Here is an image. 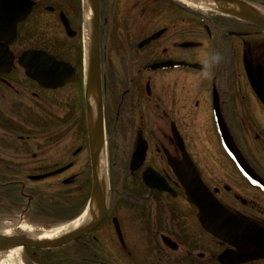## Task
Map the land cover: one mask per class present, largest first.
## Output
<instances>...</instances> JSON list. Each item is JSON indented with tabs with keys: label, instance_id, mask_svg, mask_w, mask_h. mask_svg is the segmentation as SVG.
I'll return each mask as SVG.
<instances>
[{
	"label": "flooded vegetation",
	"instance_id": "obj_1",
	"mask_svg": "<svg viewBox=\"0 0 264 264\" xmlns=\"http://www.w3.org/2000/svg\"><path fill=\"white\" fill-rule=\"evenodd\" d=\"M237 1L264 15V0ZM88 3L87 47L85 0H0V235L19 220L50 228L87 209V224L100 217L92 194L102 159L100 219L63 245L21 247L24 264H264L241 260L205 228L169 162L190 157L218 199L264 223V188L238 167L220 129L264 181V29L229 1L209 13L180 0H99L95 29ZM92 46L99 90L89 81ZM30 51L65 63L55 83L27 74ZM45 61L32 70H47ZM36 182L74 186L72 209L30 216Z\"/></svg>",
	"mask_w": 264,
	"mask_h": 264
},
{
	"label": "water",
	"instance_id": "obj_2",
	"mask_svg": "<svg viewBox=\"0 0 264 264\" xmlns=\"http://www.w3.org/2000/svg\"><path fill=\"white\" fill-rule=\"evenodd\" d=\"M92 7L95 13L94 25L97 29V14H98V3L99 0H90ZM221 1L223 4L226 1H229L234 7L230 11H233L235 14L258 24L264 29V17L255 15L251 10H256L254 7L249 5H244L243 2L237 0H216ZM246 6L251 9H246ZM93 47V46H92ZM90 48L89 55V81L95 85L96 89L99 90L101 87L100 84V69H99V56L97 55V50L95 46ZM30 65V69L27 74L40 82L48 81L49 83H55L57 81L52 77V74L57 72L61 66L65 63L57 61L51 55H48L42 51H30L25 54ZM40 60H46L45 63L48 65L47 70L45 71H34L32 70L35 65H39ZM60 70V69H59ZM46 75V76H45ZM250 80L255 86V82L251 78L249 73ZM92 85V86H93ZM101 97L97 99L99 103ZM102 121L101 116L96 121V127H94L91 137L97 138L98 135L97 128L101 127ZM221 137L223 139V144L227 152L231 155L234 161L237 163L238 167L248 177L252 182L257 183L258 185L264 188V181L256 176L244 163V160L238 153L235 145L233 144L231 138L226 135L222 128ZM173 166V170L176 172L177 176L184 181L181 182L182 192L187 199V201L194 207L197 212L198 217L202 221L205 228L215 235L218 238L226 240L237 247L238 254L242 258L241 260H250L256 258H264V223L258 221L254 218L248 217L235 211L234 209L226 206L220 199H218L210 187L204 182L201 174L199 173L197 167L194 165L193 160L188 157L186 159V165L175 164L171 159L169 160ZM192 163V165H191ZM192 168L193 172L191 174H185V168ZM94 183H93V202H97L99 205L100 217L104 211L105 204V193H106V184L105 181H101L98 173V163L94 164ZM191 175V180H186L185 176ZM94 220L90 223L72 231L67 234H64L55 240L44 242L39 240H34L29 236L18 235L11 236H1L0 235V250L2 249H11L16 247L23 246H33V247H57L63 245L74 238L84 234L85 232L90 231V229L97 223V219H100L99 215H94Z\"/></svg>",
	"mask_w": 264,
	"mask_h": 264
},
{
	"label": "bare ground",
	"instance_id": "obj_3",
	"mask_svg": "<svg viewBox=\"0 0 264 264\" xmlns=\"http://www.w3.org/2000/svg\"><path fill=\"white\" fill-rule=\"evenodd\" d=\"M190 5H195L201 8L207 9H222L223 5L221 1L216 0H182ZM229 7H234L232 4H229ZM246 9H251L246 6ZM252 13L258 16L264 17V15L259 10H251ZM92 19V12L89 7L88 0H85V23H86V32H85V42L88 47L89 44V33H90V22ZM105 164L101 159L98 166L99 178L101 181H104L105 174ZM91 216L89 214V209H87L80 217L75 220L57 224L50 228H41L34 225V223L29 222L28 220H19L18 222H8L5 226L4 235L11 236L15 233H21L22 235L29 236L34 240L49 242L55 240L56 238L72 232L84 225L90 220ZM21 247H16L9 249L6 252L0 253V264H24L21 262L19 257V252ZM4 251V250H1Z\"/></svg>",
	"mask_w": 264,
	"mask_h": 264
},
{
	"label": "rangeland",
	"instance_id": "obj_4",
	"mask_svg": "<svg viewBox=\"0 0 264 264\" xmlns=\"http://www.w3.org/2000/svg\"><path fill=\"white\" fill-rule=\"evenodd\" d=\"M184 2V1H183ZM194 8V11H207L209 13L215 11L214 9H207L191 5ZM56 184L50 183H31L30 189L31 192L34 190L42 193L39 199H36L29 203L30 209L27 210V213L30 216H34L40 219H53L58 216L67 214L72 208L68 205L72 200L76 198L73 196L74 186H64L62 183H58V186L61 189H56L54 186ZM87 193V192H86ZM43 194L45 195L43 197ZM1 207V203H0ZM18 212H23L20 208ZM0 213H3V210L0 208ZM264 217V212L261 214ZM19 218V215H16L15 218ZM52 227V226H51ZM22 249L19 252V257L22 262Z\"/></svg>",
	"mask_w": 264,
	"mask_h": 264
}]
</instances>
